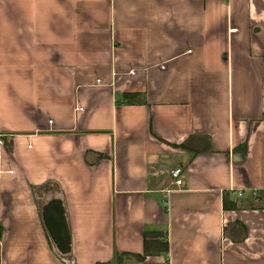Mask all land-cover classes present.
Masks as SVG:
<instances>
[{
    "label": "crops",
    "instance_id": "crops-1",
    "mask_svg": "<svg viewBox=\"0 0 264 264\" xmlns=\"http://www.w3.org/2000/svg\"><path fill=\"white\" fill-rule=\"evenodd\" d=\"M116 259L264 264V0H0V264Z\"/></svg>",
    "mask_w": 264,
    "mask_h": 264
},
{
    "label": "water",
    "instance_id": "water-1",
    "mask_svg": "<svg viewBox=\"0 0 264 264\" xmlns=\"http://www.w3.org/2000/svg\"><path fill=\"white\" fill-rule=\"evenodd\" d=\"M60 204L59 200H48L42 207V219L56 250L67 256L71 253V238Z\"/></svg>",
    "mask_w": 264,
    "mask_h": 264
},
{
    "label": "built area",
    "instance_id": "built-area-1",
    "mask_svg": "<svg viewBox=\"0 0 264 264\" xmlns=\"http://www.w3.org/2000/svg\"><path fill=\"white\" fill-rule=\"evenodd\" d=\"M169 175L172 179L171 183L172 185H175L177 187L181 186L183 184V180H184V168L180 165H176V166H173L169 169ZM172 189H168V191H170ZM254 194L256 195L257 193L254 192ZM238 195H242V192L239 191L238 192Z\"/></svg>",
    "mask_w": 264,
    "mask_h": 264
},
{
    "label": "trees",
    "instance_id": "trees-1",
    "mask_svg": "<svg viewBox=\"0 0 264 264\" xmlns=\"http://www.w3.org/2000/svg\"><path fill=\"white\" fill-rule=\"evenodd\" d=\"M182 146H183V147H186V143L184 142V143L182 144ZM165 251H168V246H167V245H166Z\"/></svg>",
    "mask_w": 264,
    "mask_h": 264
},
{
    "label": "rangeland",
    "instance_id": "rangeland-1",
    "mask_svg": "<svg viewBox=\"0 0 264 264\" xmlns=\"http://www.w3.org/2000/svg\"><path fill=\"white\" fill-rule=\"evenodd\" d=\"M117 261H118V260L116 259V262H112V263H110V264H120V263H118Z\"/></svg>",
    "mask_w": 264,
    "mask_h": 264
}]
</instances>
